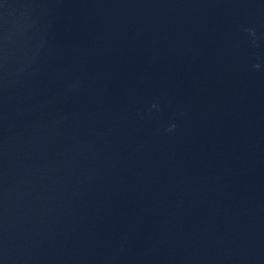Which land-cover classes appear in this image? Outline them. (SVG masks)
I'll return each instance as SVG.
<instances>
[{
    "label": "water",
    "instance_id": "95a60500",
    "mask_svg": "<svg viewBox=\"0 0 264 264\" xmlns=\"http://www.w3.org/2000/svg\"><path fill=\"white\" fill-rule=\"evenodd\" d=\"M0 264H264V0H0Z\"/></svg>",
    "mask_w": 264,
    "mask_h": 264
},
{
    "label": "clouds",
    "instance_id": "9594fccd",
    "mask_svg": "<svg viewBox=\"0 0 264 264\" xmlns=\"http://www.w3.org/2000/svg\"><path fill=\"white\" fill-rule=\"evenodd\" d=\"M255 67H259V65H256ZM153 107H157L156 105H153ZM175 130V124H172L168 127L167 131L171 132Z\"/></svg>",
    "mask_w": 264,
    "mask_h": 264
}]
</instances>
